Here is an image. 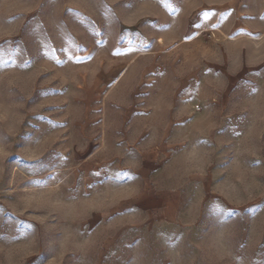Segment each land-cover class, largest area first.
I'll return each mask as SVG.
<instances>
[{
  "label": "rangeland",
  "instance_id": "rangeland-1",
  "mask_svg": "<svg viewBox=\"0 0 264 264\" xmlns=\"http://www.w3.org/2000/svg\"><path fill=\"white\" fill-rule=\"evenodd\" d=\"M0 264H264V0H0Z\"/></svg>",
  "mask_w": 264,
  "mask_h": 264
}]
</instances>
